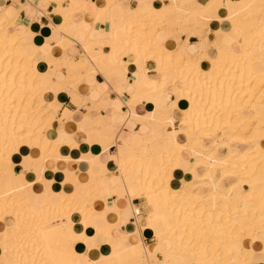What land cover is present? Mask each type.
<instances>
[{
	"label": "bare ground",
	"instance_id": "1",
	"mask_svg": "<svg viewBox=\"0 0 264 264\" xmlns=\"http://www.w3.org/2000/svg\"><path fill=\"white\" fill-rule=\"evenodd\" d=\"M99 1L104 6L95 8L93 25L111 19L119 3ZM139 1L136 7L123 11L119 26L122 39L113 35L111 41H95L86 36L83 42L89 47L116 44L118 50L100 53L95 65L101 73L118 76L122 89L131 84L139 101L149 106L142 116L131 108L128 119L148 128L143 143L128 158L118 151L110 165V171L121 175L120 196L143 198L149 208L144 226L160 242L169 243L168 250H160L156 264H178L176 258L180 264H264V23L259 20L264 15V0H208L205 5L196 0H161L168 4L156 9L147 0ZM46 2L56 7L62 25H48L41 31L49 34L47 39L53 37L58 46L60 33L63 38H73L67 23L75 14L85 13L87 0ZM15 6L0 13V264H80L82 257L75 246L99 235L106 238L105 245L110 248L99 264L107 260L137 264L145 259L151 264L155 256L142 243L123 249L112 240L113 224L107 221L110 213L93 208V202L101 199L100 192L106 190L100 177L94 179L91 174L96 170V157L86 158L90 168L84 181L76 176L74 182L52 183L50 190L42 177L44 167L38 173L29 170L34 159L42 165L68 159L59 155L62 140L53 136L59 122L50 74L65 71L61 89L66 91L72 78L79 79L73 82L75 87L84 76L93 74V65L92 59H71L64 65L54 58L44 63L48 72L40 71L39 61L33 57L40 49L23 41L17 18L12 15ZM223 10L226 16L221 17ZM187 17H193L195 24H188ZM213 18L228 27L229 33L213 32L215 39L209 41L206 34ZM198 26L205 35L200 30L191 32ZM37 29L30 21L24 33L33 37L38 35ZM158 31L164 32L163 40L157 37ZM189 34L198 37L193 46L196 57L189 51ZM183 35L188 36L185 41L180 39ZM226 37L231 44L224 43ZM103 62H109V69ZM145 62L153 64L150 72L158 81L147 74L148 69L138 71L137 66ZM132 67V80L126 81L124 75ZM168 87L173 89L172 95ZM170 98L186 128L171 130L166 136L162 129L171 127L174 120V111L168 107ZM102 123L98 129H91L97 136L96 144L101 140L112 144L114 134L98 131L111 123ZM178 132L185 136L184 144L175 139ZM73 139L68 136L69 150L91 147L90 142L77 144ZM153 142H169L170 146L155 153ZM29 149L37 153L35 158L27 154ZM183 153L190 156L186 170L189 180H180L174 188L172 173ZM27 175L35 179L28 180ZM230 179L233 181L225 184ZM40 183L44 192L38 195L47 198L42 203L30 197L34 185ZM107 190L115 194L114 186ZM125 212L136 216L138 209L131 207L110 215L122 225ZM74 215L79 216L76 222L71 220ZM99 220L105 223L100 225ZM233 242L240 246L234 248Z\"/></svg>",
	"mask_w": 264,
	"mask_h": 264
},
{
	"label": "crops",
	"instance_id": "2",
	"mask_svg": "<svg viewBox=\"0 0 264 264\" xmlns=\"http://www.w3.org/2000/svg\"><path fill=\"white\" fill-rule=\"evenodd\" d=\"M118 1L119 3L116 4L112 10L111 19L104 20L97 23L96 25H93L95 22V8L101 9L103 8L104 4H102L99 0H87L84 10L85 13L75 14L67 23V29L73 34V38H63V34L60 33V42L58 46L54 43L55 41L53 37L51 39H47L49 38V34H47L45 30L41 31L42 27H48V25L56 27L62 25V21L58 16L56 7L53 5H48L46 0H0V13L4 8L16 5L12 15L13 17L17 18V30L19 34L23 36V41H25V43L34 44L40 49L33 55L34 59L39 61L40 71H45L46 66L44 63L48 64L54 58H59L64 65L70 63L69 61L71 59H73L74 61L92 59L93 66L91 67V70L93 71V74H87L86 76H84L74 88L71 86H67V88H65L66 91H64V89L62 88V92L61 89L62 83H65L67 77L65 71L62 70L60 71V73L54 75L50 74L51 82L49 83L50 85L52 83V91L56 95V107L54 110L56 119L59 122V124L55 126L56 131L53 136L54 139L59 138V140H62L59 155L61 156V158L68 157V159L65 162L60 160L58 163L48 161L47 163H45L46 165H42L41 162L34 159L29 164V170L31 172L38 173V171H41L44 167L42 177L47 182L45 186L46 189L50 190L53 186L52 183L57 184L59 182H63L64 180L65 182H74L76 180V176L80 181H84L86 179V173L90 168L88 162L86 161V158H90V156L96 157L97 176L100 177L99 180L101 186L106 190H102L100 192L101 199L95 200L93 202V208L98 212L105 211L108 214H114V211H127L131 207L137 208L138 214L136 216H132L131 213L125 212L123 217L124 224H122L123 227L122 225L115 222L116 220L112 215L109 214L107 216L109 217L107 218V221L110 224H113L110 236L112 240L116 241V243L123 249L133 244L142 243L143 246L148 249L150 254L155 256L151 264H156L158 258H161L162 255L160 253V250H168L170 248V245L166 241L160 242L154 236V233H152L153 231L150 228L144 226L145 215L149 211L145 200L143 198H138V196L136 195H134L131 200L127 196L121 197L120 194L122 191L118 187V185H120L121 183V175L116 170H109L113 158L117 155L118 151L122 156L128 158L134 153V148L140 146L143 143L142 136L148 133V128L139 126V124H137L136 122L128 119L130 118L131 108H133V112L136 115L142 116L149 110V106L145 101H139L136 91L133 89L131 84H128V88L122 89L119 85L118 76L112 74V72L101 73L99 72L98 67L95 65L94 59H96L100 53L108 54L111 51H117L119 47L116 44L111 46H86L94 49L89 53H87L86 49L84 48L85 46H83V42L86 40V36H90L95 41L100 40L99 38L105 39V41H111L110 39H112L113 35L117 40L123 38V35L119 32V26L121 23L120 19L123 11L127 9V7H136L137 3L140 1ZM147 1L150 2L151 7L155 9L160 8L162 4H168L167 1L163 2L161 0ZM196 1L201 5H205L208 3V0ZM63 5H66V3H64ZM220 14L221 17H224L226 16V11L223 10L220 12ZM259 20L264 23V15H260ZM30 21H32L38 28L36 31L38 35H35L33 37L27 36L24 33L26 32V27L30 25ZM187 23L190 25H194L195 19L193 17H187ZM216 31L227 34L229 33V28L226 26H222L216 18H213L209 24V33L206 34V37L209 41H213L215 39L213 32ZM163 34V31H158L157 37L160 40H163L165 35ZM203 35H205V33ZM186 37L188 36H181V41H185ZM187 41L190 45L189 51L191 53V56H198V54L196 53L197 51L193 47L198 43V37L195 35H189ZM224 43L226 45H229L231 44V41L226 37V39H224ZM209 52L211 53V50ZM126 60V57L123 58V61ZM103 66L104 68L109 69L110 64L109 62H103ZM137 67L138 71H144L148 69L147 74L153 79L156 77L153 72H150L154 67L151 62L139 64ZM134 70L135 68L132 67L128 72L125 73L124 76L126 81L132 80V72ZM48 71L49 70H46V72ZM154 80L158 81L156 79ZM167 92L169 93V95H172L173 89H171V87H168ZM175 106L176 104L174 99L170 98L168 107L174 111V120L171 127H163L162 133L166 136H169L172 131H179L180 129L183 130L186 128V124L180 121V115L179 113H177ZM244 115H248V113L244 111ZM98 123H102V126L111 123L116 127V129H114L111 124H108L105 129H102L103 132L101 129L98 130L99 133L103 135H105L106 133L108 135L114 134L115 136H113L115 141L112 144H107V141L105 140H101L99 141V144H96L98 143V139L97 136L91 131V129H98ZM85 131H87V133H85ZM68 136H73V140L77 144L90 142L91 147H88L86 150L79 151L69 150L66 144ZM175 139L180 144H184L186 142L185 136L180 135L179 132L176 134ZM99 145L103 149H101ZM169 146V142H166L165 144L153 142L151 144V149L156 153L166 147L169 148ZM27 154H30L33 158L37 156V153L35 151H32L31 149L27 151ZM189 161L190 156L187 153H183L178 168L172 173V187H178L180 180H189V176L186 174V170L189 169ZM63 170L66 171L62 172ZM17 172L18 171L16 170L15 173ZM34 177L35 176L33 175H27L28 180H33L35 179ZM7 183L9 184L11 183V181L8 180ZM110 186H114L113 191L115 194L113 195H111L110 190H107ZM64 187L66 191L69 190V187L67 185H65ZM43 190L44 185H42L41 183L35 184L30 194V197L33 195L31 199L33 201L37 200L38 203L46 201V197L38 195L43 193ZM33 209L36 210L37 207L34 206ZM78 218V215H74L71 217V220L72 222H76ZM99 223H101L100 225H103L105 222L99 220ZM99 236L96 237L95 240L86 239L83 243L77 244L75 246L77 253L82 257L80 264H84L83 259L89 262V264L91 262H96V264H99L100 257L106 256L109 253L110 248L105 245L107 241L106 238L102 235ZM232 245L234 248H238L240 246V243L233 242ZM246 246L250 245L246 244ZM148 261L149 259H145V262H140L137 264H148ZM180 261V258H176V262L178 264H180ZM101 264L118 263L113 260H107Z\"/></svg>",
	"mask_w": 264,
	"mask_h": 264
},
{
	"label": "rangeland",
	"instance_id": "3",
	"mask_svg": "<svg viewBox=\"0 0 264 264\" xmlns=\"http://www.w3.org/2000/svg\"><path fill=\"white\" fill-rule=\"evenodd\" d=\"M165 26V25H164ZM163 25H162V28L164 27ZM201 29H203L202 27H200V26H198L197 28H194L191 32H196V31H198V30H200V31H202L203 32V34L204 33H206L205 32V30H201ZM196 30V31H195ZM190 32V31H189ZM190 35V34H189ZM179 43V42H178ZM85 49H86V51H87V53H89V52H92L94 49H91V48H89V47H84ZM75 78V79H74ZM74 78H72V80H73V82H77V80H79V79H77L78 77H74ZM154 79H156V80H158L159 78L156 76ZM81 80V79H80ZM73 82L70 84L71 85V87H73L74 88V85L75 84H73ZM137 98H138V96H137ZM139 99V98H138ZM223 152H220V154H222ZM198 172L201 174L202 172H203V170L202 169H200V171L198 170ZM93 173H94V175H93ZM92 176H93V178L94 179H97V172H96V170L95 171H93L92 173ZM217 175H219V172L217 173ZM96 176V177H95ZM5 179H7L8 177L6 176V177H4ZM8 180V179H7ZM233 181V179L231 180H226L225 181V184H228V183H230V182H232ZM198 186V185H197ZM196 186V187H197ZM187 187H189V186H187ZM191 187H192V185H191ZM202 191H205L204 189H201ZM93 198H95L94 196H92ZM92 200V199H91ZM93 201V200H92ZM34 228H35V225H32ZM252 264H254V263H252Z\"/></svg>",
	"mask_w": 264,
	"mask_h": 264
}]
</instances>
